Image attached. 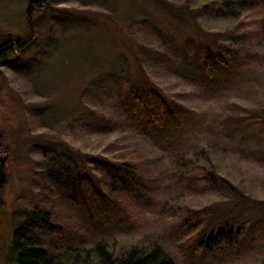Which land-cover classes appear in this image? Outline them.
<instances>
[{"label":"rangeland","instance_id":"374dc122","mask_svg":"<svg viewBox=\"0 0 264 264\" xmlns=\"http://www.w3.org/2000/svg\"><path fill=\"white\" fill-rule=\"evenodd\" d=\"M30 1L0 0V32L11 42L31 35L26 23ZM48 3L50 9L32 13L36 41L0 63V264H18L15 232L32 223L36 192L52 196V186L62 202L75 201L73 207L57 206L73 210L85 239L106 233L127 246L124 239L144 235L146 242L162 244L177 264L262 259L264 236L246 235L228 258L199 262L179 241L181 220L167 226L159 212L163 205L192 206L264 223V205L259 204L264 200V126L251 122L245 104L264 92V60L240 67L235 75L220 69L207 77L194 48L217 38L163 0ZM253 15L263 16L264 5ZM141 77L159 82L183 104L186 110L175 122L159 128L128 109L119 78L132 83ZM92 108L97 117L89 115ZM110 142H115L113 149ZM134 147L163 159L182 149L203 157L206 149V158L219 162L235 187L212 193L188 182L180 165L163 163L145 188L132 190L149 207L147 213L115 211L100 200L93 205L94 177L82 156L114 150L108 158H118ZM82 170L87 194L77 180Z\"/></svg>","mask_w":264,"mask_h":264},{"label":"trees","instance_id":"16d2710c","mask_svg":"<svg viewBox=\"0 0 264 264\" xmlns=\"http://www.w3.org/2000/svg\"><path fill=\"white\" fill-rule=\"evenodd\" d=\"M163 2L170 10L183 18L192 19L193 23L197 22L198 27L202 26L211 32L210 35L217 38L212 45L207 43L209 40L206 44L194 48L198 52L207 77H214L220 69L235 75L240 67L264 60L262 53L264 15L257 17L253 15L258 8L263 7L264 0H163ZM44 7L50 9L48 0L30 1L26 9V23L31 29L29 37L15 38L11 42L10 35L0 32L1 64L11 56L22 54L29 49L31 42L36 41L33 38L35 35L32 13L44 11ZM119 80L122 84L120 89L122 99L128 109L145 119L149 125L164 127L175 122L179 114L186 110L182 103L178 105L176 100L171 99L170 93L157 81H151L147 77H141L132 83L124 78ZM245 104L251 114V122L264 126V92L257 98L245 101ZM94 110L92 108L89 115L97 117L98 114ZM87 129L92 131L89 126ZM114 144L110 142L107 146L113 149ZM114 152L103 151L104 156L100 154L82 156L81 161L83 160V164L90 168V174L94 177L93 205H97L100 200L115 211L132 213L139 208L147 213L149 207L143 206L132 190L145 188L144 184L150 183L156 176L157 165L163 163L180 165L188 182L192 180L191 183L209 192H216L221 186L229 189L235 187L232 176L229 174L224 176L221 172L220 163H214L206 158V149L202 151L203 157H192L187 150L182 149L175 151L166 158L167 160L144 153L137 147L126 152L121 151L118 158L114 155L112 156L114 158H108ZM48 172L46 170V176L51 179ZM83 172L84 170L79 173L77 180L80 181L82 193L87 194ZM2 183L3 181L0 188ZM38 190L41 191L40 188ZM36 193L38 196L31 202L34 205L31 211L32 223L26 224L25 230L17 229L15 232L13 249L18 253V264H177L162 244L157 241L146 242L144 235L137 234L124 239L127 246L118 243V238L107 236L106 233H98L85 239L80 228L74 224L73 210L71 208L62 210L57 206V203H63L73 207L75 203L73 198H67L66 203L62 202V195L54 186L51 188L52 196L43 195L38 191ZM1 203L0 199V205ZM259 204L264 205V200H260ZM159 213L167 226L173 223V219L181 220L179 241L186 242L187 251L199 262L228 258L237 251L240 241L246 235L256 238L264 236V223L258 218L233 217L231 211L212 213L192 206L163 205ZM252 264H264V257Z\"/></svg>","mask_w":264,"mask_h":264}]
</instances>
